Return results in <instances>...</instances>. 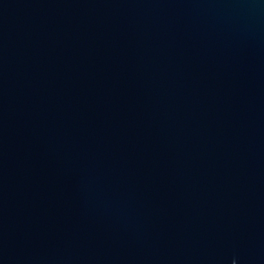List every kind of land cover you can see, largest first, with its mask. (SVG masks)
I'll list each match as a JSON object with an SVG mask.
<instances>
[{
  "label": "water",
  "instance_id": "95a60500",
  "mask_svg": "<svg viewBox=\"0 0 264 264\" xmlns=\"http://www.w3.org/2000/svg\"><path fill=\"white\" fill-rule=\"evenodd\" d=\"M0 264H264V0H0Z\"/></svg>",
  "mask_w": 264,
  "mask_h": 264
}]
</instances>
